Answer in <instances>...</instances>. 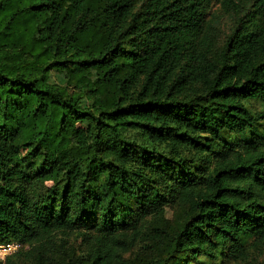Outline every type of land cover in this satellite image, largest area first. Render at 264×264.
<instances>
[{"label":"trees","instance_id":"obj_1","mask_svg":"<svg viewBox=\"0 0 264 264\" xmlns=\"http://www.w3.org/2000/svg\"><path fill=\"white\" fill-rule=\"evenodd\" d=\"M251 102L264 0H0V244L23 245L0 264H258Z\"/></svg>","mask_w":264,"mask_h":264},{"label":"rangeland","instance_id":"obj_2","mask_svg":"<svg viewBox=\"0 0 264 264\" xmlns=\"http://www.w3.org/2000/svg\"><path fill=\"white\" fill-rule=\"evenodd\" d=\"M217 9H218V6H216V5H214L212 7V10H217ZM225 35H227L226 28L224 29L223 34H222V38L220 39L221 45L224 42ZM49 82L54 83L58 86H64L65 85V80H60L59 77L54 73L51 74V76L49 78ZM68 87H69V89H68L69 91H73L71 86H68ZM250 108L255 112H259V111L264 110L263 107H261L259 105V103H257V102H251ZM256 131H258L259 134L264 135V122L263 121L260 124H258ZM136 136L137 135L135 133L129 134L130 138H136ZM229 136L232 139L240 141L239 135L229 134ZM174 213H176V210H174L173 208L167 209V212H166L167 218L170 220L172 218H174ZM52 242L59 247L62 245H66L67 249L75 250L76 255L79 253V251H81L83 249L82 240L79 237V234L77 232L71 233L67 236H63L59 233L55 234L52 237ZM22 248H19L16 252L22 250ZM25 248H27V246ZM137 251L138 250L136 248V251L134 249L133 252L136 253ZM255 254H256L255 257H256L257 261L259 262L258 264H264V253L263 254L255 253ZM10 255H12V254H10ZM10 255L4 257L3 261H5L6 258L9 257ZM125 255L126 256L129 255V253H126ZM182 259L183 258H180V260H182ZM231 263H232L231 257L217 256V258L213 259V258H208L206 256H198L196 259L191 260L188 264H231ZM13 264H34V262L30 258L20 256V257H16L13 259Z\"/></svg>","mask_w":264,"mask_h":264},{"label":"built area","instance_id":"obj_3","mask_svg":"<svg viewBox=\"0 0 264 264\" xmlns=\"http://www.w3.org/2000/svg\"><path fill=\"white\" fill-rule=\"evenodd\" d=\"M22 247L23 245L18 241H12V242L0 244V261L3 263L4 257L15 253L19 248Z\"/></svg>","mask_w":264,"mask_h":264}]
</instances>
